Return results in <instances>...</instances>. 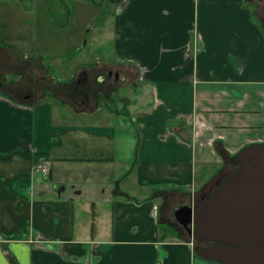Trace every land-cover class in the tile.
Wrapping results in <instances>:
<instances>
[{
    "label": "crops",
    "instance_id": "0c3cea01",
    "mask_svg": "<svg viewBox=\"0 0 264 264\" xmlns=\"http://www.w3.org/2000/svg\"><path fill=\"white\" fill-rule=\"evenodd\" d=\"M72 1L0 0V264H222L171 213L264 144V0Z\"/></svg>",
    "mask_w": 264,
    "mask_h": 264
},
{
    "label": "water",
    "instance_id": "95a60500",
    "mask_svg": "<svg viewBox=\"0 0 264 264\" xmlns=\"http://www.w3.org/2000/svg\"><path fill=\"white\" fill-rule=\"evenodd\" d=\"M240 169L195 209L176 211L196 242H214L199 255L222 264H264V144L239 154Z\"/></svg>",
    "mask_w": 264,
    "mask_h": 264
},
{
    "label": "rangeland",
    "instance_id": "374dc122",
    "mask_svg": "<svg viewBox=\"0 0 264 264\" xmlns=\"http://www.w3.org/2000/svg\"><path fill=\"white\" fill-rule=\"evenodd\" d=\"M65 1L66 3L69 4L70 8L72 9L71 10V15L69 16V21L71 22L70 25L68 26V28L66 29L65 32L69 33V34H72L73 32H76L75 30H78V27L79 26V23H80V13L81 15L83 14L85 18H87L92 24H93V28L91 30V33H97L99 32V28L101 27V21H104L106 20V18L108 16L111 15V12H110V9L109 10H106L105 7H101L100 6V9H96V7H94L93 9H90L88 12L86 11H81L78 7H76V3H74L72 0H63ZM102 1L101 0H91V6H96V4H99V5H102L101 4ZM30 7L29 4H26L24 7ZM25 10H27V7L25 8ZM31 10V9H30ZM100 10V11H99ZM29 11V10H28ZM26 11V12H28ZM102 11V12H101ZM93 15V17H92ZM102 16V19H100ZM63 16H60V18H57L58 20H61ZM95 37L89 35L86 37V41L90 42L91 39H93ZM112 44H110L109 41H106L104 43V45H102L100 48L97 47V46H90L88 47V52H92L93 53V57L96 59L97 58V55L96 53L100 55V57H103V59H105L106 61H111L110 59H112V61H114V56H112ZM106 53H109L108 55H106ZM90 55V54H89ZM87 55V56H89ZM35 63H37V61H34ZM98 63V61H97ZM113 63V62H112ZM116 63V62H114ZM113 70V71H112ZM93 75H98L97 78H93L92 79V83H91V89L93 91V103H95L96 100H102V92L101 91H105L106 89H111V86L114 87L115 85H112V83H110L112 80L110 78V75L109 73L110 72H113L111 75L112 78L114 79V76L116 74V71H115V68H109L107 65L105 64H100L98 66H96L93 70ZM111 80V81H110ZM70 80H68L67 82H69ZM78 88V87H77ZM77 95H79L80 97H83L84 94L81 93V92H78ZM93 111V113H97L99 112L100 110V106L99 108H84L82 109L81 111ZM105 112V110H103ZM84 120V119H83ZM94 122L95 123H102L103 121L101 120H96V118H94ZM199 180V179H198ZM199 185V184H198ZM200 188H198L199 190ZM171 221V220H170ZM168 221L169 223L173 224L174 222H170ZM174 226H176V224H174ZM166 228V227H165ZM184 239L185 236L183 235L182 236ZM186 238H188L190 240V243L196 248V250L199 252V251H202L204 249H207L205 247H201L200 245L201 244H198L197 242H194L192 241V239L190 238V236H186Z\"/></svg>",
    "mask_w": 264,
    "mask_h": 264
},
{
    "label": "flooded vegetation",
    "instance_id": "af4514ba",
    "mask_svg": "<svg viewBox=\"0 0 264 264\" xmlns=\"http://www.w3.org/2000/svg\"><path fill=\"white\" fill-rule=\"evenodd\" d=\"M240 167H241V165L238 164L237 166L233 167L226 175L222 176V178H218L217 180H215L214 182H212L211 184H209V186L203 188L201 194L198 195L196 197V199H194V203L196 201V203L199 204L198 206H200L204 201H206L207 199H209L210 197H212L220 187H222L224 184L227 183V181H228V179L230 177H232L234 174H236V172L240 169ZM189 206L192 207V208H194V209L196 207H198V206L193 207V203L190 204ZM171 214L173 215L172 217H175V212H173ZM172 221L173 220H171V222ZM192 241L196 242L195 240H192ZM197 243L198 244H201L200 245L201 247L203 246V247H205L207 249L208 248H211V247H214L216 245V243L211 242V241H209V242L201 241V242H197Z\"/></svg>",
    "mask_w": 264,
    "mask_h": 264
},
{
    "label": "built area",
    "instance_id": "2783aa9c",
    "mask_svg": "<svg viewBox=\"0 0 264 264\" xmlns=\"http://www.w3.org/2000/svg\"><path fill=\"white\" fill-rule=\"evenodd\" d=\"M35 172L39 174H47L49 172V169L46 164L41 163L35 166Z\"/></svg>",
    "mask_w": 264,
    "mask_h": 264
},
{
    "label": "trees",
    "instance_id": "16d2710c",
    "mask_svg": "<svg viewBox=\"0 0 264 264\" xmlns=\"http://www.w3.org/2000/svg\"><path fill=\"white\" fill-rule=\"evenodd\" d=\"M36 157H37V159H38V162L42 159L41 156H36ZM38 162H37V163H38ZM37 163H36L35 165H37ZM94 231H95V225L92 226V232H94ZM9 258H10V261H11L12 264H18V263L15 261V259H13L12 257H9Z\"/></svg>",
    "mask_w": 264,
    "mask_h": 264
}]
</instances>
